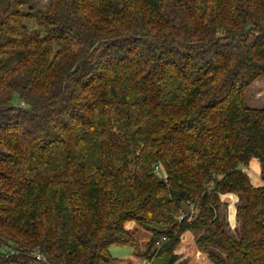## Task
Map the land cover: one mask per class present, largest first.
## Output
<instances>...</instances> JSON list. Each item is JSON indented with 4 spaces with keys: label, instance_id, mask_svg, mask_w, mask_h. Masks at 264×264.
Listing matches in <instances>:
<instances>
[{
    "label": "trees",
    "instance_id": "16d2710c",
    "mask_svg": "<svg viewBox=\"0 0 264 264\" xmlns=\"http://www.w3.org/2000/svg\"><path fill=\"white\" fill-rule=\"evenodd\" d=\"M261 76L264 0H0V264H264Z\"/></svg>",
    "mask_w": 264,
    "mask_h": 264
},
{
    "label": "rangeland",
    "instance_id": "374dc122",
    "mask_svg": "<svg viewBox=\"0 0 264 264\" xmlns=\"http://www.w3.org/2000/svg\"><path fill=\"white\" fill-rule=\"evenodd\" d=\"M47 3V0H37V4L39 6H44ZM33 25H35L33 20H29ZM245 99L248 105L253 107H264V76L257 78L253 84L247 89L245 93ZM257 173L255 171H250V176L254 180V182H258V179L255 175ZM263 181L260 179L259 185H263ZM235 195L234 196H232ZM231 195V196H230ZM221 199L226 201L227 207L225 211V228L227 231L236 236L237 234V222L235 219V204L238 201V196L234 193H229L226 195H222ZM234 208V216L232 219L230 218V210L232 207ZM127 228L133 227V222L126 223ZM193 235V234H192ZM149 234L143 230L139 231L136 235L137 243L134 246L131 245H111L109 247V252L112 257H114L118 263L125 264L128 262H140L145 263L143 258L139 256V254L143 253L146 250L147 245L146 242L148 240ZM183 240V241H182ZM175 253L180 256V259H186L188 264H212L208 259L206 253L197 249L194 242L193 237L190 236V239L183 238L180 236V242L175 248Z\"/></svg>",
    "mask_w": 264,
    "mask_h": 264
},
{
    "label": "crops",
    "instance_id": "0c3cea01",
    "mask_svg": "<svg viewBox=\"0 0 264 264\" xmlns=\"http://www.w3.org/2000/svg\"><path fill=\"white\" fill-rule=\"evenodd\" d=\"M255 175V174H254ZM256 177H257V179L259 178L258 177V175H255ZM250 178H251V176H250ZM259 181H260V178L258 179V182H254V180L251 178V182H252V184H254V185H259ZM224 195H226V194H224ZM190 236L191 237H193V235H192V233L191 232H189V231H187V232H184L182 235H181V237H183V238H188V239H190ZM183 241V240H182Z\"/></svg>",
    "mask_w": 264,
    "mask_h": 264
},
{
    "label": "built area",
    "instance_id": "2783aa9c",
    "mask_svg": "<svg viewBox=\"0 0 264 264\" xmlns=\"http://www.w3.org/2000/svg\"><path fill=\"white\" fill-rule=\"evenodd\" d=\"M165 238L162 237L161 240H158L155 242L156 246L160 245L162 240H164ZM145 263H142V264H149L145 259H143ZM137 264H141L140 262H138Z\"/></svg>",
    "mask_w": 264,
    "mask_h": 264
}]
</instances>
